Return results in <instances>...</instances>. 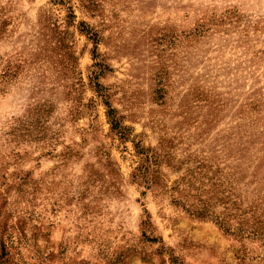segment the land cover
Returning <instances> with one entry per match:
<instances>
[{"label": "rangeland", "instance_id": "1", "mask_svg": "<svg viewBox=\"0 0 264 264\" xmlns=\"http://www.w3.org/2000/svg\"><path fill=\"white\" fill-rule=\"evenodd\" d=\"M0 264H264V0H0Z\"/></svg>", "mask_w": 264, "mask_h": 264}, {"label": "trees", "instance_id": "2", "mask_svg": "<svg viewBox=\"0 0 264 264\" xmlns=\"http://www.w3.org/2000/svg\"><path fill=\"white\" fill-rule=\"evenodd\" d=\"M113 113H114L113 109H111L109 112V115H113ZM113 125H114V128H118L119 123H116V120H114ZM179 197H181V194ZM206 202L207 201L200 200V202L198 204H195V203L189 204V206L187 208H186V206H184V208L186 209L187 212H189L191 215L196 216L197 218L208 219V218L213 217V215H215V214H214V212H212V210L210 209V206L207 205ZM216 219H217V223L221 226H224L227 231H228V229H230L229 221L227 220V218L222 219V218L216 217ZM239 224L241 225L243 223H239ZM247 224H245V225H247ZM251 228H252V226H251ZM241 230L242 229L237 228L238 232ZM256 231H257V233L263 235L262 232H259L258 230H256ZM250 232L254 233V231H250ZM257 233H254V234H257Z\"/></svg>", "mask_w": 264, "mask_h": 264}]
</instances>
